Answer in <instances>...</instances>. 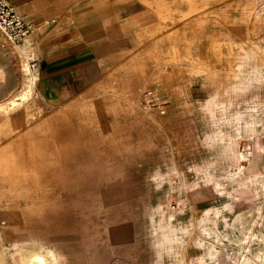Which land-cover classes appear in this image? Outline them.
<instances>
[{"label":"rangeland","instance_id":"1","mask_svg":"<svg viewBox=\"0 0 264 264\" xmlns=\"http://www.w3.org/2000/svg\"><path fill=\"white\" fill-rule=\"evenodd\" d=\"M11 1L35 30L27 61L0 35V103L98 61L0 111V264H264V0Z\"/></svg>","mask_w":264,"mask_h":264},{"label":"crops","instance_id":"2","mask_svg":"<svg viewBox=\"0 0 264 264\" xmlns=\"http://www.w3.org/2000/svg\"><path fill=\"white\" fill-rule=\"evenodd\" d=\"M47 2H51V0H47ZM82 33H84L83 30ZM75 45L73 49L51 53L47 56L43 66L40 67L38 72L44 81V98L47 97V80L61 83L69 82L71 79L76 81L90 79L91 76L85 73V69L90 67L93 61H98L97 50L89 40H85V44L77 41Z\"/></svg>","mask_w":264,"mask_h":264},{"label":"bare ground","instance_id":"3","mask_svg":"<svg viewBox=\"0 0 264 264\" xmlns=\"http://www.w3.org/2000/svg\"><path fill=\"white\" fill-rule=\"evenodd\" d=\"M12 47L13 51L17 50L22 54L24 61H27L29 58V46L31 41L29 39L24 40L22 44H14ZM27 65V64H26ZM24 70L27 71V85L14 97H12L8 102L0 103V111H8L11 108L16 107L21 102L25 101L30 94L32 86L35 84L36 79L38 78V71L34 70L31 72L30 67H24ZM30 75V76H29ZM3 243V242H2ZM3 259V255L0 250V261ZM21 264H57L56 254L53 250H41V249H23L22 254L20 255ZM18 259V260H19Z\"/></svg>","mask_w":264,"mask_h":264},{"label":"built area","instance_id":"4","mask_svg":"<svg viewBox=\"0 0 264 264\" xmlns=\"http://www.w3.org/2000/svg\"><path fill=\"white\" fill-rule=\"evenodd\" d=\"M35 30V23L26 19L11 0H0V35L10 43L18 44ZM32 70L39 71L40 64L33 61Z\"/></svg>","mask_w":264,"mask_h":264}]
</instances>
